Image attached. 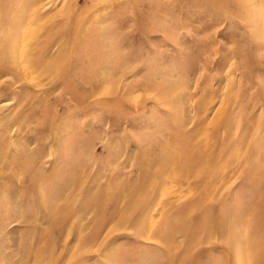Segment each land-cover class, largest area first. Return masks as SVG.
Instances as JSON below:
<instances>
[{"label":"rangeland","instance_id":"obj_1","mask_svg":"<svg viewBox=\"0 0 264 264\" xmlns=\"http://www.w3.org/2000/svg\"><path fill=\"white\" fill-rule=\"evenodd\" d=\"M0 264H264V0H0Z\"/></svg>","mask_w":264,"mask_h":264}]
</instances>
